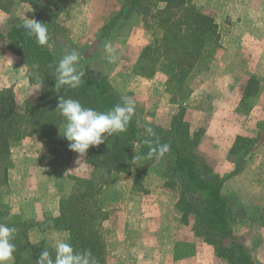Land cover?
I'll return each instance as SVG.
<instances>
[{"label": "rangeland", "instance_id": "rangeland-1", "mask_svg": "<svg viewBox=\"0 0 264 264\" xmlns=\"http://www.w3.org/2000/svg\"><path fill=\"white\" fill-rule=\"evenodd\" d=\"M189 1L200 13L214 19L218 26L219 45L207 51L184 79L172 77L167 70L173 55L165 54L172 42L166 34V27L176 13L162 12L166 0H42L38 16L40 22L47 25L49 35L48 44L43 47L57 60L66 51L77 50L81 54L79 67L85 71V76L93 79L105 76L119 103L122 97H132L135 101L132 119L145 135L148 127L160 134L159 130L169 131L173 124L185 123L187 140L175 130L166 138L171 144L184 145L198 167L209 170V175L204 174L207 178L213 174L226 176L240 172L245 163L256 160L262 161L261 166H264V0ZM0 7L13 9L15 0H0ZM32 15L33 12L29 18ZM164 20L166 22L161 24ZM0 34L6 36L7 33ZM7 42L0 39V64L6 63L0 67L2 74L7 72L5 77L8 76L5 68L11 64L19 66L20 73L18 69L14 71L17 73L13 82H1L0 92L13 94L17 110L21 112L27 101L40 95L42 87L40 90L33 88L38 72L7 48V45H18ZM106 42L112 43L116 49V63L108 62L104 50ZM250 76L254 79L252 87L246 83ZM43 142L57 145L54 141ZM61 149L63 155L68 149V160L73 168L66 175L63 172L56 176V181L58 187L69 195L73 178H88L97 172L85 162L89 149L85 157L65 145ZM169 163L171 160L163 157L136 161L132 168L145 174L137 178L135 188H131L130 176L129 179L116 176L111 185L102 188L101 206L108 213L102 223V232L113 255L109 264H135L133 258L128 261L119 257L117 252L135 247L134 242L142 236L140 230L129 227L128 222L134 209L139 207L133 205V201H141L140 192L135 189L144 185L151 186L158 195V202L166 205L162 211L169 222L159 229L164 249L168 251L170 247L168 241L173 220L177 221L179 214L182 215L177 205L183 210L188 204L193 209L184 220L181 219L176 254L190 258L197 250L204 257L205 264H215L214 247L206 242L205 238H208L197 226L203 217L200 197L196 192L181 194L180 180L169 172ZM238 188L247 190L243 183ZM179 196L183 201L176 204L173 213L169 206L178 202ZM227 198L228 223L233 239L244 245L255 264H264V193L253 202L234 195ZM20 218L34 225L28 231L29 240L44 242L48 249H54L57 235L67 233H40L38 229L47 223L48 216L35 221ZM157 221L161 222L159 218ZM210 239L216 241L215 247H231L229 239ZM161 254L155 255L152 264H170L171 256L161 260Z\"/></svg>", "mask_w": 264, "mask_h": 264}, {"label": "trees", "instance_id": "trees-1", "mask_svg": "<svg viewBox=\"0 0 264 264\" xmlns=\"http://www.w3.org/2000/svg\"><path fill=\"white\" fill-rule=\"evenodd\" d=\"M29 1L33 8L32 19L41 21L38 14L42 8L39 2L42 0ZM170 11L172 14L175 11L176 14H173L175 17L170 15L172 19L166 27V34L171 37L172 42L165 54L173 55L171 62L167 65V70L172 77L184 79L194 70L207 51L219 45L218 26L211 16L200 13L189 0H166V6L162 12ZM22 21L23 19H17L6 36L0 34V39L7 40V44L14 42L12 44L18 45H7V48L38 72V79L43 82L40 95L27 101L21 112L17 110L13 94L0 92V222L17 228L13 241L16 251L13 253L12 264H36L43 250H48L53 259L55 251L52 248H46L44 242L32 243L29 240L28 231L34 225L29 221L21 220L20 216L11 215L4 202V188L7 186L8 171L11 167L12 147L30 136L40 141L64 142L65 144L68 142L62 136L63 118L56 111L62 96L65 99H77L83 106L98 111H106L119 101L112 95L110 84L105 76L94 79L84 76L83 83L76 89L68 86L56 89L55 66L59 60L43 46L38 45L35 37L27 35L26 30L19 26ZM164 22L166 20L161 21V24ZM185 126V123L179 122L173 124L174 128L172 127L171 130H159L160 134L150 137L144 134L134 119H131L125 132L114 134L107 137L105 143L90 147L85 162L97 173L88 178L75 177L72 179L74 184L71 193L59 203V215L48 217L47 223L39 227V232H67L75 251L90 250L97 264H107V248L102 223L108 213L101 206L102 188L111 185L112 179L117 175L130 176L132 184L136 185L137 178L145 173L132 167L136 161L141 162L147 158L135 161L133 158L134 156H146L149 149L154 146L145 144V140L158 139L160 143L170 145L169 152L163 158L171 160L168 164L169 172L180 180L181 194L198 193L199 205L202 206L200 213L203 217L202 222L197 226L204 231L202 235L208 238L205 240L214 247L216 255L229 264H255L244 245L233 239L234 236L228 223L227 202L229 199L228 196L220 194L222 184L239 171L226 176L213 174L207 178L208 176L204 174L209 175V170L205 167L203 169L198 167L192 155L184 149L182 142L180 143L182 146L178 143L171 144L166 138L175 130L187 140ZM154 159L155 157L152 158ZM182 201V197L179 196L177 203L180 204ZM185 207L186 209L182 210L177 205L182 213V220L193 209L188 204H185ZM213 237L220 241L222 239L231 240V247H215L216 241L210 239Z\"/></svg>", "mask_w": 264, "mask_h": 264}, {"label": "crops", "instance_id": "crops-1", "mask_svg": "<svg viewBox=\"0 0 264 264\" xmlns=\"http://www.w3.org/2000/svg\"><path fill=\"white\" fill-rule=\"evenodd\" d=\"M31 12H33V8L29 0H15V8L13 9L0 7V32L8 33L17 19L29 18ZM5 64V62L4 64H0L2 65L0 67H3ZM12 65H9V68H5L9 73L7 77H5L7 72L4 73L6 75H3L2 68H0V83L3 81L13 82L14 75L17 73L14 71L18 69L20 73L19 66L15 67ZM253 80L252 76H250L246 81L247 85H251L252 87ZM248 124L250 127L249 122ZM64 145L68 147V143L59 142L57 145H52L51 143L47 144L40 141L37 138L33 139L30 136L22 139L17 147L15 146L11 149V167L8 171V182L4 188L3 195L4 202L8 206L11 215L22 216L25 219L33 221L44 216L57 217L59 215V203L68 196L69 192L66 195L64 190L58 187L56 176H61L63 172L66 175L73 168L71 160H68L70 158L68 149L66 155L62 154L63 150L61 148ZM261 164L262 161L257 162V160L245 163L239 173L227 179L222 184L220 194L225 197L230 195H234L237 198L244 197L245 200L253 202L255 198L264 193V173L260 174L264 171V166H261ZM117 176H123L129 179L125 175ZM129 182L131 183L132 189L136 187L133 186L132 179H129ZM241 183L247 187L246 191L238 188V185ZM138 188L135 190L136 192H140L141 201H133V205H139L140 208L136 207L137 210L134 209L135 212L131 214L128 223L129 227L138 231L140 230L139 233H142V236L137 242H134L135 247L137 246L136 248L134 246L131 248L127 247L122 252L118 250L117 255L126 258L128 261L133 258L135 261L133 260L132 263L135 264H152V259L158 253H162L159 256L161 260L171 256L170 264H205V259L200 251L198 252L196 250L197 253L193 254L190 258L177 256L176 254L179 241L178 232L182 218L181 214H179L177 221L173 220L170 226L169 250L166 251L164 249V246L160 243L161 235L159 234V229L163 228L165 222H167L166 225L169 222V220L167 221L168 217L164 216L165 213L162 211L163 208H166V205H161L158 202V195H156V192H154L151 186L144 185ZM176 204L177 201H174L169 206V210H174L173 213L176 211ZM134 215L135 217H133ZM158 218L161 221L160 223L157 221ZM107 241L105 244L107 248V264H109V261H113V255L110 254L111 251L108 249ZM165 252L167 253L166 256H164ZM213 258L215 259V264H229L226 260L218 257L214 250Z\"/></svg>", "mask_w": 264, "mask_h": 264}, {"label": "clouds", "instance_id": "clouds-1", "mask_svg": "<svg viewBox=\"0 0 264 264\" xmlns=\"http://www.w3.org/2000/svg\"><path fill=\"white\" fill-rule=\"evenodd\" d=\"M26 30L27 35L35 37L36 43L40 46L48 44L49 35L46 24L24 17L19 25ZM109 63H116L118 54L115 47L110 42L104 44ZM81 54L73 49L66 51L55 66V88L68 86L72 89L78 88L83 83L85 71L79 67ZM38 67V66H34ZM42 80L37 79L33 85L34 89L40 90ZM56 111L63 118L62 136L69 142V150L84 156L88 149L105 143L107 137L114 134L123 133L135 112V101L132 97H122L121 102L115 104L106 111H98L91 107H85L77 99L63 96L59 99ZM148 136L154 137L155 133L151 127L145 129ZM145 144L154 145L146 153V156H134L133 160L143 158L159 160L170 150V145L162 144L159 140H145ZM17 228L0 222V264H12L13 253L16 245L13 243ZM53 248L55 258L53 259L48 250H43L36 264H97L90 250L77 252L70 243V236L64 233L57 235Z\"/></svg>", "mask_w": 264, "mask_h": 264}]
</instances>
